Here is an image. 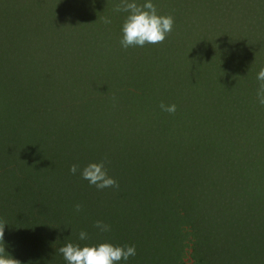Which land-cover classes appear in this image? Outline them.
I'll list each match as a JSON object with an SVG mask.
<instances>
[{
    "label": "trees",
    "instance_id": "obj_1",
    "mask_svg": "<svg viewBox=\"0 0 264 264\" xmlns=\"http://www.w3.org/2000/svg\"><path fill=\"white\" fill-rule=\"evenodd\" d=\"M152 2L174 17L173 32L161 45L125 50L120 0H0V115L14 120L0 121V221L6 252L21 264H66L59 249L69 242L134 245L137 255L120 264H264V106L255 88L264 0ZM47 18L44 36L67 37L63 62L56 67L43 36L34 46L40 61L12 55L15 28ZM58 71L94 78L79 87L65 75L56 81ZM53 88L59 117L27 121L25 98L46 102ZM117 90L118 100L107 94ZM78 100L108 109L107 118L97 121L94 108L68 129L63 113ZM235 101L248 121L229 108ZM162 102L176 114L161 111ZM105 157L118 190L70 172ZM96 221L112 231L101 233ZM81 230L89 240H79Z\"/></svg>",
    "mask_w": 264,
    "mask_h": 264
},
{
    "label": "clouds",
    "instance_id": "obj_2",
    "mask_svg": "<svg viewBox=\"0 0 264 264\" xmlns=\"http://www.w3.org/2000/svg\"><path fill=\"white\" fill-rule=\"evenodd\" d=\"M114 11L126 13L125 20L122 24V39L120 45L123 49L144 47L146 45H161L168 36L173 32L175 19L171 15L158 14L157 6L152 0H144L139 3L138 0H120L115 6ZM105 24H110L111 20L105 17ZM259 86L256 91V97L261 106H264V68H261L256 77ZM115 99V97H113ZM161 111L170 115H175L177 106L175 104L159 105ZM110 163L105 157L99 162L89 163L80 169L78 165H72L70 172L76 175L80 172L82 179L86 180L90 186L97 190L113 189L118 190L120 185L118 181L109 175L107 164ZM83 206L75 205V211L81 212ZM6 222L0 221V264H21V261L13 258L6 252L5 238ZM94 227L101 233L112 231L111 225L103 221H96ZM80 241L90 239L89 233L81 230L78 234ZM66 264H120L127 262L130 258L137 255L134 245H114L110 242H102L98 245H84L67 243L59 249Z\"/></svg>",
    "mask_w": 264,
    "mask_h": 264
},
{
    "label": "rangeland",
    "instance_id": "obj_3",
    "mask_svg": "<svg viewBox=\"0 0 264 264\" xmlns=\"http://www.w3.org/2000/svg\"><path fill=\"white\" fill-rule=\"evenodd\" d=\"M41 4L44 3V0H40ZM32 11V9H30ZM36 10V8L34 9ZM45 15V12L42 11L41 14L38 16L39 19H42ZM50 21V18L46 19V22H43L42 26H37V28L35 29H31V30H27L24 28L23 25H20L19 29L16 27L15 28V33H16V37L11 40L9 39L6 43V47L7 49H11V54H16L17 57L22 56L24 59L29 60L30 58H34L37 62L40 61L44 55L41 53H38V51H36L34 49V46L37 45V40L40 36L44 37V43H50V46L52 47V57L54 58L55 62H56V67L59 66V64H61L63 62V59L66 56V52L69 49L68 43L65 42L66 38L64 35V32L61 33L59 35V40L58 39H54L53 36L54 34L51 32L47 35L44 36L43 34L47 33V30L45 29L46 26L49 24L48 22ZM74 38H69V40H71ZM86 40V38H85ZM85 40L82 41V45L84 47V49L86 48L85 45ZM6 40H4L3 42H5ZM85 45V46H84ZM26 50H29L30 52V56H26ZM26 52V53H25ZM83 56V55H82ZM82 60H84L83 58H81ZM59 73H56V81H61L62 79H64V75H65V82L70 83V81H74V80H78L79 81V87H81L82 85H85L86 83H88V81H90L91 78H94L93 76H91L89 73L83 71L82 73L80 72H75V73H66L63 74V72L58 71ZM48 83H50L48 81ZM58 84V83H57ZM256 89L258 88V85L255 87ZM53 93L48 94L47 97L49 98L46 102H40L37 105H31L28 104L27 101L29 100L28 97L25 98L26 102H23L22 105L25 104V107L23 108L22 112L24 113V115L27 117V121H38L39 116L41 115V112L44 113V117L46 115V113L50 116L51 119H54L55 117H59L57 116L58 111L54 113V107L57 106V101L55 99V96L57 97L58 95H56V88L54 90V88L52 89ZM110 97H115L116 100H118L120 97H123V95L121 94L120 90H117L116 92H112V93H107ZM44 103V104H42ZM77 104V108L74 107L73 109L69 106H66V112L63 113L64 118L69 119V123L67 124V121L64 122L63 128L64 126L67 124V128L71 129L73 127V121H79L80 119H83L84 117L88 116L89 119L92 118V109L94 108H98L101 110L102 115L99 118H96L97 121H104L105 118H107L106 116V112L108 111V109L103 108L102 106H88V109H86L85 106H82V104H85L84 102H82L81 100H78ZM229 108L234 112V113H238L240 115L239 121H248L246 119V108L242 105L241 101L237 102L235 101V103L232 104V102L229 104ZM110 109H113L112 113L113 115L118 114V110H117V106L115 105L114 107H111ZM0 121H14L11 118H3L2 115H0ZM117 121H121V117H117ZM108 122V121H107ZM123 122V121H122ZM109 134L111 133V127H109L108 129H106ZM33 134H36V130H34ZM151 165L154 167L155 161L152 160ZM262 248V247H261ZM259 256L256 255L253 257V262L254 261H258Z\"/></svg>",
    "mask_w": 264,
    "mask_h": 264
}]
</instances>
